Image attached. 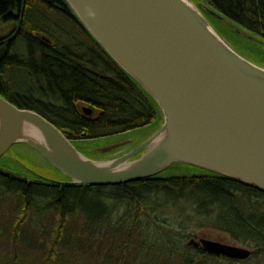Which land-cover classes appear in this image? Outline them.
I'll use <instances>...</instances> for the list:
<instances>
[{"label": "trees", "instance_id": "16d2710c", "mask_svg": "<svg viewBox=\"0 0 264 264\" xmlns=\"http://www.w3.org/2000/svg\"><path fill=\"white\" fill-rule=\"evenodd\" d=\"M202 1L230 21L208 15L217 32L239 53L264 67V0ZM17 11L22 18L17 40L24 42L21 48H12L9 53L19 59L0 61L1 96L20 108L41 114L72 142L99 140L141 129L140 138L134 140L139 143L161 126L163 114L153 97L112 59L66 0H0V24H9ZM34 56L35 61L31 60ZM17 70L35 77L34 88L12 83L10 76ZM82 105L90 107V115ZM98 147H91L86 155L104 156ZM16 154L22 160L10 157L7 161L15 169L0 165V199L11 205L18 201L17 214L8 232L12 260L1 258L0 264H22L19 240L32 213L41 217L48 214V219L56 217V223L44 232V246L37 255L38 264H58L61 249L67 244L64 229L70 220L82 217L85 228H99L113 221L116 207L124 206L125 216H144L150 225L158 223L167 211L186 204L193 210V215L184 219L186 225H157L159 229L154 231L170 249L172 240L183 238L191 222L198 220L199 226L224 231L251 247L252 256L264 257V192L246 183L176 163L154 177L130 183L72 184L69 177L48 162L37 161L23 152ZM29 165L34 169H29ZM41 168L57 174L59 179L40 175L39 171H44ZM109 189L113 192L103 194L113 203L105 201L101 194ZM134 234L135 227L131 226L124 254ZM183 248L196 251L193 255L178 252L180 264H199L200 258L223 259L230 264L247 262L210 256L188 244Z\"/></svg>", "mask_w": 264, "mask_h": 264}, {"label": "water", "instance_id": "95a60500", "mask_svg": "<svg viewBox=\"0 0 264 264\" xmlns=\"http://www.w3.org/2000/svg\"><path fill=\"white\" fill-rule=\"evenodd\" d=\"M66 1L153 97L164 121L131 150L91 158L41 114L0 95V158L24 143L70 183L93 186L139 181L181 163L264 192V67L235 50L205 16L229 23L222 13L193 0ZM6 51L0 49V61ZM188 246L235 261L253 254L248 247L207 238H192Z\"/></svg>", "mask_w": 264, "mask_h": 264}, {"label": "rangeland", "instance_id": "374dc122", "mask_svg": "<svg viewBox=\"0 0 264 264\" xmlns=\"http://www.w3.org/2000/svg\"><path fill=\"white\" fill-rule=\"evenodd\" d=\"M193 1L196 4V2L202 0ZM66 24L69 26L68 23ZM11 80L16 86L18 81H20L22 88L27 83V87L31 86L34 88L35 85L33 82L30 84L25 72H19L18 74L15 71L11 74ZM31 91L33 93V89ZM141 134L142 130L139 129L99 140H77L74 142V145L83 154H90L91 147L100 146L97 149L105 153V155L99 158H112L115 155L117 156L131 150L137 144L134 140L140 138ZM16 152L26 153V155L33 159L43 162L37 151L29 146L16 144L0 159V165L15 169L7 161L10 157L22 160ZM28 167L31 170L34 169L32 165ZM40 170H44L39 172L40 175L46 178L59 179L58 175L53 172H48L44 168ZM105 192L111 193L113 190L109 189L101 193L105 201L113 203V199L109 200L107 194H103ZM96 199L100 200V196H97ZM17 204L18 201L13 202L11 205V202H8V200L4 201L2 198L0 199V260L1 258L7 261L12 260L13 250L8 245L10 235L8 232L17 214ZM125 209L126 207L124 206L120 209L116 207L115 213L112 216L113 221L111 220L109 225H103L99 228H85V220L82 217L77 218L73 222L70 220L64 229L67 244H64L61 249V261L58 264H180L181 258L178 252H186L187 255H193L196 251L194 249L185 251L183 248L191 238L197 240L207 238L224 244L248 247L253 250L251 247L233 239L224 231L209 226H199L198 220H194L189 226L187 225L188 228L183 238L180 236L172 240V249H170L167 242L157 237L154 231L159 229L157 225L173 223L176 226L183 224L187 216L193 215V210H190L188 204L185 206L181 205L176 210L174 209L175 211L173 212L167 211V214L162 216L158 223L153 222L150 225H147L144 216H140L138 219L134 216L128 217L129 214L125 216ZM47 215L41 217L32 213L28 217L19 240V252L23 253L19 257L22 264H38L39 257L37 253L44 246V232L52 228L56 223V217L50 216L48 219ZM184 225H186L185 222ZM131 226L135 227V234L124 254L123 247L128 242V229ZM200 260L199 264H230L223 259L200 258ZM245 261L247 262H241L240 264H264V257L262 255H255ZM17 264H19L18 261Z\"/></svg>", "mask_w": 264, "mask_h": 264}, {"label": "flooded vegetation", "instance_id": "af4514ba", "mask_svg": "<svg viewBox=\"0 0 264 264\" xmlns=\"http://www.w3.org/2000/svg\"><path fill=\"white\" fill-rule=\"evenodd\" d=\"M17 16H18V11L14 14H12L11 17V22L9 24H0V49L3 47H7L8 49V54L7 56H5L3 59H8V60H17L20 57L19 56H12L9 55L10 51L12 48H21L22 44L21 42H19L18 36H16V38H14L13 40L11 39L12 36L15 34V31L18 30V25H16V21H17ZM6 18L3 17V22L5 21ZM11 56V57H10ZM34 61L36 60V57H32L31 60ZM84 106L82 105V108Z\"/></svg>", "mask_w": 264, "mask_h": 264}, {"label": "bare ground", "instance_id": "6f19581e", "mask_svg": "<svg viewBox=\"0 0 264 264\" xmlns=\"http://www.w3.org/2000/svg\"><path fill=\"white\" fill-rule=\"evenodd\" d=\"M30 12H31V10H29ZM78 17V16H77ZM34 20V19H33ZM16 25H18V30H16L15 31V34L12 36V40L14 39V38H16V36L18 35V34H20V31H21V28H22V18L20 17V14H18V16H17V21H16ZM216 30V29H215ZM217 31V30H216ZM19 42H21V44H22V46H23V42L24 41H19ZM233 47V46H232ZM234 48V47H233ZM236 50V49H235ZM23 59V58H22ZM23 60H25V59H23ZM26 61V60H25ZM17 72H18V70H17ZM27 73V72H26ZM19 74V73H18ZM2 79H4V80H6V77L5 76H3L2 77ZM10 80H11V76H10ZM27 80L30 82V84H32V82L33 83H36L35 82V77L34 76H32L31 75V73H27ZM12 81V80H11ZM26 83H27V81H25ZM13 83V82H12ZM18 83H20V81H18ZM18 83H17V85H18ZM14 84V83H13ZM28 84V83H27ZM15 85V84H14ZM16 86V85H15ZM3 97V96H2ZM4 98V97H3ZM7 100V99H6ZM10 102V101H9ZM84 107L83 108H90L88 105H83ZM86 113V112H85ZM91 114V113H90ZM90 114H88V115H90ZM65 135V134H64ZM66 136V135H65ZM68 138V137H67ZM69 139V138H68ZM70 140V139H69ZM71 141V140H70ZM74 142L75 141H71V143L74 145ZM75 146V145H74ZM76 147V146H75ZM77 148V147H76ZM78 149V148H77ZM79 150V149H78ZM108 186H112V185H108ZM255 188V187H254Z\"/></svg>", "mask_w": 264, "mask_h": 264}]
</instances>
